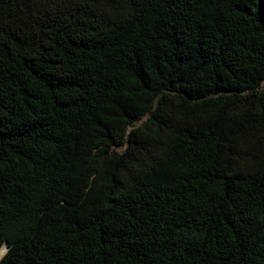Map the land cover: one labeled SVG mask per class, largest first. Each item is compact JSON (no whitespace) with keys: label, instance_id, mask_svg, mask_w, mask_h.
I'll use <instances>...</instances> for the list:
<instances>
[{"label":"trees","instance_id":"trees-1","mask_svg":"<svg viewBox=\"0 0 264 264\" xmlns=\"http://www.w3.org/2000/svg\"><path fill=\"white\" fill-rule=\"evenodd\" d=\"M0 264H264V0H0Z\"/></svg>","mask_w":264,"mask_h":264},{"label":"bare ground","instance_id":"bare-ground-1","mask_svg":"<svg viewBox=\"0 0 264 264\" xmlns=\"http://www.w3.org/2000/svg\"><path fill=\"white\" fill-rule=\"evenodd\" d=\"M4 252H5V248L3 247V248L0 250V259H1V257L3 256Z\"/></svg>","mask_w":264,"mask_h":264},{"label":"water","instance_id":"water-1","mask_svg":"<svg viewBox=\"0 0 264 264\" xmlns=\"http://www.w3.org/2000/svg\"><path fill=\"white\" fill-rule=\"evenodd\" d=\"M4 248H5V252H4V254H5L6 251H7V249H8L7 245H5ZM4 254H3V255H4Z\"/></svg>","mask_w":264,"mask_h":264}]
</instances>
